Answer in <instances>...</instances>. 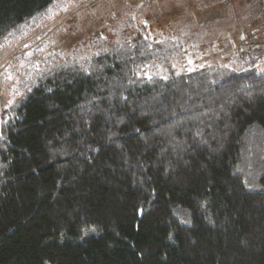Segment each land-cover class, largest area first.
Here are the masks:
<instances>
[{"label": "trees", "instance_id": "obj_1", "mask_svg": "<svg viewBox=\"0 0 264 264\" xmlns=\"http://www.w3.org/2000/svg\"><path fill=\"white\" fill-rule=\"evenodd\" d=\"M71 4L0 0V48ZM132 10L12 83L0 264H264L263 45L188 68Z\"/></svg>", "mask_w": 264, "mask_h": 264}, {"label": "rangeland", "instance_id": "obj_2", "mask_svg": "<svg viewBox=\"0 0 264 264\" xmlns=\"http://www.w3.org/2000/svg\"><path fill=\"white\" fill-rule=\"evenodd\" d=\"M225 1L101 0L100 2V0H71L72 4L67 10L58 11L48 19L41 20L34 27L23 30L22 33H25V35L22 40L14 44L7 43L0 48V110L10 100L9 91L12 83L18 81L24 74L29 73V70L26 71L31 65V63H28L29 59L36 66L63 59L66 55L72 54L75 47L88 41L93 32L102 31L104 27L103 21L106 20L105 15H118L125 6L129 10L133 9L132 13L139 18V21L144 26L148 27L149 35L153 38L159 39L168 35L176 37V35L180 34L181 36V34L191 31L192 35L188 39L184 38L183 40H187L188 45H192L191 49L184 51V64L188 68L197 64L199 66L205 60H208L210 64L223 61L222 57L220 56V58L217 55V52L221 55H226L227 51L237 49L244 44L249 45L250 48L248 47V50H253L258 47V43L261 44L262 42L264 50V26L262 27L261 20L256 22H249L254 20H248L250 17L248 16L249 13L255 11L258 7V0H242L240 2L235 0L237 12H234L229 18H226V16L232 13L227 11V9H231V2ZM107 2L109 4L107 13L105 10H100L96 15H94V12H90L91 8L92 10L100 9L98 7L107 4ZM122 4L123 7H121ZM87 12L90 17H88ZM214 16L217 18H214ZM221 17L222 20L220 19ZM245 18L249 24L244 29H241V27H244L245 24L239 27L233 26L235 23L230 20L233 19L236 22ZM208 21L218 24L214 25V29L216 26L218 30H209L213 26L211 27L212 23ZM106 22L108 21L106 20ZM192 23H198L199 30L194 31L195 27L189 30L188 28ZM222 25H224V28L220 27ZM218 27H220V30ZM248 28L254 30L252 32L253 36L256 35V39L252 41L253 43L251 42V32H249ZM215 32L217 36L218 33H222L220 39L215 40L213 37ZM209 33L212 35H209ZM241 34L244 38L240 37ZM208 36L213 38V42L209 44V47L205 44ZM245 48L243 47V50L238 55L233 54V56H241ZM214 49L217 52L211 51ZM203 54L206 57L200 56ZM18 58L21 62H13V60ZM263 68L264 64L257 65L258 70Z\"/></svg>", "mask_w": 264, "mask_h": 264}, {"label": "crops", "instance_id": "obj_3", "mask_svg": "<svg viewBox=\"0 0 264 264\" xmlns=\"http://www.w3.org/2000/svg\"><path fill=\"white\" fill-rule=\"evenodd\" d=\"M222 1H225V0H222ZM229 2H231V9H227V11H230V12H232V13H230V15L229 16H226V18H229V17H231L233 14H234V12H237V10H236V7H235V0H228ZM239 2H240V0H238ZM187 2V1H186ZM228 2V3H229ZM225 3H227L226 1H225ZM264 3V2H263ZM237 5V4H236ZM175 10V9H174ZM176 12V11H175ZM172 15V14H171ZM170 15V16H171ZM169 16V17H170ZM173 16V15H172ZM172 16H171V18H172ZM248 16H250L249 17V19L248 20H254V21H249V22H256V21H260V20H263V17H264V8L262 9V10H260V11H258L257 12V10H255V11H253V12H251V13H249V15ZM214 18H217L216 16H214ZM221 20H222V17L220 18ZM230 20H232V22H234L235 24L233 25V26H242V25H244V24H246V22L248 23V21H247V19L245 18V19H243L242 21H234L233 19H230ZM209 23H215V22H213V21H208ZM262 25V24H261ZM264 25H262V27H263ZM221 27H223L224 28V25H222ZM245 27H241V29H244ZM263 29V28H262ZM224 30V29H223ZM254 30H252L251 31V42L253 41V39L255 40L256 38H255V36H253L252 35V32H253ZM257 35H258V33H257ZM240 37H242V38H244V36L241 34L240 35ZM235 42H236V40H235ZM247 42V41H246ZM245 42V43H246ZM243 43V42H242ZM254 44H256V43H254ZM258 44H260V43H258ZM261 46L263 45L262 44V42H261V44H260Z\"/></svg>", "mask_w": 264, "mask_h": 264}]
</instances>
